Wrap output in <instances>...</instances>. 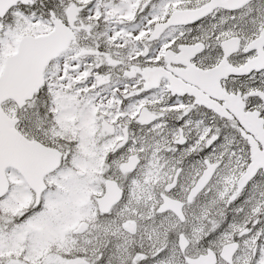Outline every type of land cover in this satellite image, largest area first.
I'll use <instances>...</instances> for the list:
<instances>
[{
  "label": "snow or ice",
  "instance_id": "1",
  "mask_svg": "<svg viewBox=\"0 0 264 264\" xmlns=\"http://www.w3.org/2000/svg\"><path fill=\"white\" fill-rule=\"evenodd\" d=\"M0 264H264V0H0Z\"/></svg>",
  "mask_w": 264,
  "mask_h": 264
}]
</instances>
